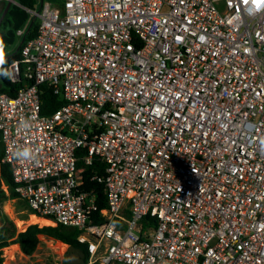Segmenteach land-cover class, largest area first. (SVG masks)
<instances>
[{"label": "built area", "instance_id": "2783aa9c", "mask_svg": "<svg viewBox=\"0 0 264 264\" xmlns=\"http://www.w3.org/2000/svg\"><path fill=\"white\" fill-rule=\"evenodd\" d=\"M24 9L38 29L3 68L24 86L0 93V139L29 210L76 230L85 264H264V0ZM41 85L63 100L48 115ZM79 150L105 164V209Z\"/></svg>", "mask_w": 264, "mask_h": 264}, {"label": "trees", "instance_id": "16d2710c", "mask_svg": "<svg viewBox=\"0 0 264 264\" xmlns=\"http://www.w3.org/2000/svg\"><path fill=\"white\" fill-rule=\"evenodd\" d=\"M7 1H2L0 3V15L6 5ZM39 0H15L14 4H11L7 10L1 24H0V51H5L9 46L13 45L10 53H12L16 48V43L26 31V28L30 22L29 13L24 9H37ZM38 29V19L37 22L33 21V24L26 34L25 40L33 38ZM22 30L21 36L17 35V31ZM24 40V41H25ZM16 45V46H15ZM20 50V49H19ZM9 53V54H10ZM19 58V51L11 54L3 62L0 63V93H5L7 95L13 96L20 87L24 86V82L11 83L9 82L4 73L3 68L9 63L17 60ZM40 98L42 102L41 113L44 115L51 114L54 110L63 104V100L52 93V91L46 86L41 85L39 88ZM3 155V146L0 139V184L3 183L11 194V197H18L14 191V184L12 181V176L10 168L7 164L1 161ZM77 167L81 169L82 175V190L93 192L96 196V204L98 210L107 208V197L105 192L104 184L93 179L95 175H103L105 172V164L93 158L90 164H86L83 160L84 150H79L77 152ZM1 218V216H0ZM103 219L99 218L97 221L101 222ZM155 224V220L146 215L143 219L144 225ZM43 234L48 237H52L63 243L68 244L72 249L77 251L80 255L82 264H85L88 258V252L85 245L79 244L76 240V230L73 228L64 227L62 225H43L30 224L25 230L13 234L9 229L3 228L0 232V264L2 263L1 258V248L7 246L9 243H17L21 251L25 255L32 254L38 245V235Z\"/></svg>", "mask_w": 264, "mask_h": 264}, {"label": "rangeland", "instance_id": "374dc122", "mask_svg": "<svg viewBox=\"0 0 264 264\" xmlns=\"http://www.w3.org/2000/svg\"><path fill=\"white\" fill-rule=\"evenodd\" d=\"M2 1L7 0H0V3ZM32 18L34 22H37L35 17H30L29 20ZM12 48L13 45L5 51H0V58L9 54ZM0 216V232L5 228L15 235L25 230L30 224L54 226L51 221L32 213L24 201L18 197H11L10 192L3 183L0 184ZM38 240L35 251L30 255H25L17 243H9L7 246L2 247L1 264H82L79 253L68 244L43 234L38 235Z\"/></svg>", "mask_w": 264, "mask_h": 264}, {"label": "water", "instance_id": "95a60500", "mask_svg": "<svg viewBox=\"0 0 264 264\" xmlns=\"http://www.w3.org/2000/svg\"><path fill=\"white\" fill-rule=\"evenodd\" d=\"M14 3H15V0H7V3H6V5H5V7H4V9H3V11H2V13H1V15H0V24H1V22H2V20H3V18H4V16H5L7 10H8L9 7L11 6V4H14ZM34 17H35V16H34ZM35 18H36V17H35ZM33 21H34V19L32 18V19L30 20V22H29L27 28H26L25 33L23 34V36H22L21 39L19 40V42H18V44H17L15 50H14L12 53H10V54H7V55L2 56V57L0 58V63L3 62L6 58H8L11 54L16 53V52L19 51V49H20L22 43H23L24 40H25L26 34L28 33V31L30 30V28H31V26H32V24H33ZM0 225H1V223H0ZM6 225H7V223H6Z\"/></svg>", "mask_w": 264, "mask_h": 264}, {"label": "bare ground", "instance_id": "6f19581e", "mask_svg": "<svg viewBox=\"0 0 264 264\" xmlns=\"http://www.w3.org/2000/svg\"><path fill=\"white\" fill-rule=\"evenodd\" d=\"M25 225V224H24ZM12 248V247H11ZM15 248V247H14ZM9 250V249H8ZM11 250H13V249H11ZM11 250H10V252H11ZM13 253V252H12ZM14 254V253H13ZM10 256V255H9ZM10 258V257H9Z\"/></svg>", "mask_w": 264, "mask_h": 264}, {"label": "crops", "instance_id": "0c3cea01", "mask_svg": "<svg viewBox=\"0 0 264 264\" xmlns=\"http://www.w3.org/2000/svg\"><path fill=\"white\" fill-rule=\"evenodd\" d=\"M36 215V214H35ZM45 219H47V218H45ZM48 221H51V220H49V219H47ZM52 222V221H51ZM53 223V222H52Z\"/></svg>", "mask_w": 264, "mask_h": 264}]
</instances>
